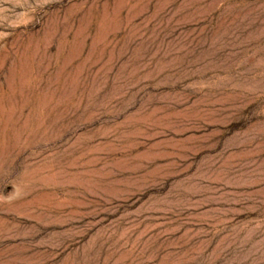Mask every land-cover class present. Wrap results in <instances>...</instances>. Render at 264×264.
Masks as SVG:
<instances>
[{
	"label": "rangeland",
	"instance_id": "1",
	"mask_svg": "<svg viewBox=\"0 0 264 264\" xmlns=\"http://www.w3.org/2000/svg\"><path fill=\"white\" fill-rule=\"evenodd\" d=\"M0 264H264V0H0Z\"/></svg>",
	"mask_w": 264,
	"mask_h": 264
}]
</instances>
